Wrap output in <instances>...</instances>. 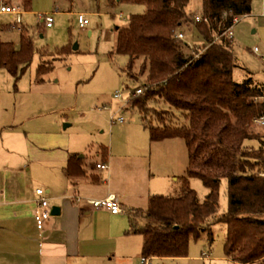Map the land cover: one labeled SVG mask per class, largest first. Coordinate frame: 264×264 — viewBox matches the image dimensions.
<instances>
[{
	"label": "trees",
	"instance_id": "trees-1",
	"mask_svg": "<svg viewBox=\"0 0 264 264\" xmlns=\"http://www.w3.org/2000/svg\"><path fill=\"white\" fill-rule=\"evenodd\" d=\"M12 1L0 0V6ZM128 1L145 2L146 10L132 13L129 24L119 27L116 50L129 55L124 70L129 79H142L137 87L143 88L137 93L125 84L131 95L127 109L139 115L152 140L183 137L187 174L209 187L203 199L195 188L181 195L153 194L147 208H131L128 232L144 236L142 254L185 257L192 240L213 241L215 223L225 221V255L264 264V135L253 126L264 115V79L234 77L238 57L229 34L235 16L252 12L253 0H201V20L189 11L190 0ZM32 5L33 0H22L26 9ZM182 26L196 35L198 52L186 50L192 37L180 38ZM34 53L23 25L19 42L0 41V66L19 77ZM52 67V60L42 61L38 72ZM67 170L83 174L82 158L71 154ZM223 179L226 211H220Z\"/></svg>",
	"mask_w": 264,
	"mask_h": 264
},
{
	"label": "crops",
	"instance_id": "crops-1",
	"mask_svg": "<svg viewBox=\"0 0 264 264\" xmlns=\"http://www.w3.org/2000/svg\"><path fill=\"white\" fill-rule=\"evenodd\" d=\"M10 5L17 11H0L1 17L20 13L22 9L24 13L32 10L22 6V0H13ZM13 24H17L15 31L6 32L4 26ZM23 25L25 28L20 20L0 21V41L14 40ZM53 26L41 30L39 23V30L43 35L52 31ZM129 98L113 104L118 105L115 112L112 105L103 104L80 110L89 112L87 116L69 117L71 111L64 112L69 105L49 104L50 95L25 106H15L12 119L0 121L4 131L16 134L6 144L5 159L0 161V264H136L139 261L143 239L139 233L128 232L131 208H147L153 194L188 193L195 182L186 172L189 154L182 137L152 140L149 128L140 119L115 123L117 119L113 120L112 116L124 114ZM76 101L72 109L79 104ZM103 109L111 112L112 134L104 139L99 137L97 148L93 145L90 149L92 136L85 128L105 131L99 118ZM76 123L83 125L80 135L74 136L69 127ZM89 149L95 150L92 156L98 158L88 163L86 150ZM71 154L82 158L83 174L74 176L68 172ZM101 162L109 167L98 166ZM39 187L44 188L51 207V215L42 227L35 217L39 209ZM110 194L117 195L122 211L92 203L93 199Z\"/></svg>",
	"mask_w": 264,
	"mask_h": 264
},
{
	"label": "rangeland",
	"instance_id": "rangeland-1",
	"mask_svg": "<svg viewBox=\"0 0 264 264\" xmlns=\"http://www.w3.org/2000/svg\"><path fill=\"white\" fill-rule=\"evenodd\" d=\"M188 9L196 16L202 15L201 0H190ZM145 10V2L128 0H115L114 3L111 0H33L31 11L24 13L22 9L20 13L14 15L0 16V21L4 19L22 21L31 35L35 47L31 63L27 65L19 78L6 67H0V121H10L15 106H25L30 102H37L43 97L49 98L50 95L49 104L69 105L64 110L65 113L71 111L69 117L76 114L87 116L89 112L82 113L80 110H87L90 106H102L103 104L112 105V110L115 112L118 105L113 104H120L121 98L130 96V89L125 84L129 82L131 87L142 85V79L131 80L124 70L129 61V55L118 53L116 50L119 27L129 24V17L132 13ZM38 13L54 16L55 22L52 31L42 35L39 30ZM79 13H85L90 19L89 29H83L80 26ZM180 31L184 33V37L180 38L192 37L191 45L186 48L188 53L198 52L197 48L200 43L196 41V35L191 34L188 28L185 29V26H182ZM20 34L21 31L13 37L14 40L18 41ZM229 34L234 37V51L238 57L234 77L237 80H243L249 76L264 79V59L252 50L254 45H259L264 49V0H253L252 12L244 15L235 24L233 33ZM43 58L47 59L44 62L52 60L53 67L48 72L40 74L38 67ZM118 90L122 92L123 97H115ZM54 95L56 97L52 98ZM77 99L79 104L76 109H72V105L75 106ZM127 105L123 111L124 114H122L125 120L115 123H133L141 120L134 110L127 109L130 106L127 107ZM217 109L222 110L220 107ZM110 113V110L107 109L99 111V118L103 123L102 128L105 130L103 133L97 128H85L90 130L92 136L91 143L93 144H90V149L93 148V145H95V149L97 148L99 137L104 139L112 134L113 125L111 126L109 123ZM119 115L121 113L117 116ZM82 125L83 123L73 124L69 127V131L74 136L80 135L79 130ZM253 126L264 135V124L254 119ZM3 128L4 126L0 122V130ZM14 137H16L15 133H8L4 130L0 132V161L5 159L6 144L11 142ZM183 140L186 142L184 138ZM252 142L256 143L257 140ZM90 149L86 150L88 163L98 158L96 155L92 156L95 154V150L91 152ZM192 178L195 182L193 187L198 191L201 199L205 198L209 187L204 184L201 178ZM179 193L173 192L171 195H179ZM227 208V181L223 179L220 211H226ZM214 231L215 239L211 242L205 236L192 240L189 256L186 259L168 257L163 260L150 255L153 257L152 261L155 264H240L224 253L227 223L225 221L216 222ZM140 235L139 238L144 239V236ZM204 252H206L205 255Z\"/></svg>",
	"mask_w": 264,
	"mask_h": 264
},
{
	"label": "built area",
	"instance_id": "built-area-1",
	"mask_svg": "<svg viewBox=\"0 0 264 264\" xmlns=\"http://www.w3.org/2000/svg\"><path fill=\"white\" fill-rule=\"evenodd\" d=\"M0 11L1 12H16L17 11V8L15 6H12L10 4H7V3H2L1 6H0ZM244 15H237L235 16L234 18V23H237ZM201 17L202 15H197V18L199 20H201ZM78 21H79V24L80 26L83 28V29H89L90 28V19L87 17V15L85 13H79L78 14ZM54 22H55V18L53 15L51 14H42L40 13L39 14V23H40V29L41 30H47L49 28H51L53 25H54ZM233 28H234V25H232L230 28H229V32L230 33H233ZM15 31V29H13ZM12 29H9V30H6V32L8 33H12L14 32ZM178 35L180 37H184V33L182 31H180L178 33ZM252 50L260 57H262L264 59V49L259 46V45H254L252 47ZM143 91V88L142 87H137L136 88V92L137 93H140ZM115 96L116 97H122L123 94L120 90H118L116 93H115ZM131 96V95H130ZM119 119L120 121L121 120H125V117L123 115H120L117 117V115L114 114V116H112V119L115 120V119ZM255 120H257L259 123H262L264 124V115H261L257 118H255ZM98 166L100 167H109L107 165V163H104V162H101V163H98ZM261 174L264 175V171L261 172ZM37 192L39 193V198H38V202H39V209L38 211L36 212V220H37V223L39 226H43L45 220L51 215V207H50V203H49V199L48 197L45 195V190L44 188L42 187H39L37 188ZM92 203L96 206V207H100V206H103L107 209H110V210H113V211H122V206L119 202V200L117 199V195L116 194H110L109 196L107 197H104V198H97V199H93L92 200ZM206 254V252H204V255ZM152 256L150 255H145V254H142L139 261L136 262V264H154V262L152 261ZM240 264H251V263H243V262H240V261H236Z\"/></svg>",
	"mask_w": 264,
	"mask_h": 264
},
{
	"label": "water",
	"instance_id": "water-1",
	"mask_svg": "<svg viewBox=\"0 0 264 264\" xmlns=\"http://www.w3.org/2000/svg\"><path fill=\"white\" fill-rule=\"evenodd\" d=\"M90 33H91V31H90ZM216 111H217V112H220L221 110L217 109Z\"/></svg>",
	"mask_w": 264,
	"mask_h": 264
}]
</instances>
